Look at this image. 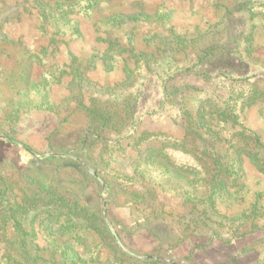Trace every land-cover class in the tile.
Here are the masks:
<instances>
[{"label": "rangeland", "instance_id": "1", "mask_svg": "<svg viewBox=\"0 0 264 264\" xmlns=\"http://www.w3.org/2000/svg\"><path fill=\"white\" fill-rule=\"evenodd\" d=\"M0 264H264V0H0Z\"/></svg>", "mask_w": 264, "mask_h": 264}, {"label": "trees", "instance_id": "2", "mask_svg": "<svg viewBox=\"0 0 264 264\" xmlns=\"http://www.w3.org/2000/svg\"><path fill=\"white\" fill-rule=\"evenodd\" d=\"M165 145H170L171 146V147H164L163 146V149H161V151L162 150H165V153L167 155H169V153L172 152V150L177 151L178 149H180L182 151H185V149H184L185 148L184 147L185 145L184 144L183 145L181 144L180 146H177L175 144H165ZM181 146H183V148ZM207 151L208 150L202 151V154L203 155H206V157H207V155L209 156V158L207 157L208 158V161L207 160L205 161L206 158L204 156L200 157V159H199V162L202 164V167H205L206 165L216 166V167L219 166L220 167V162L223 161V158L221 159L220 156L217 155L216 153L214 155H210V153H207ZM193 152H194V154H198L197 152H199V151H198V149H196V150H193ZM189 154H191V153H189ZM237 160L239 161V159H237ZM224 164H225V166H229L228 164H230V163L228 161H226ZM238 164L239 163H236V162L231 163L230 164V167H233L234 166V168H235Z\"/></svg>", "mask_w": 264, "mask_h": 264}]
</instances>
